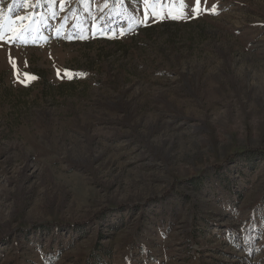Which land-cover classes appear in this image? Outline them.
I'll return each mask as SVG.
<instances>
[{
	"label": "rangeland",
	"instance_id": "374dc122",
	"mask_svg": "<svg viewBox=\"0 0 264 264\" xmlns=\"http://www.w3.org/2000/svg\"><path fill=\"white\" fill-rule=\"evenodd\" d=\"M0 264H264V0H0Z\"/></svg>",
	"mask_w": 264,
	"mask_h": 264
},
{
	"label": "snow or ice",
	"instance_id": "6c2138e0",
	"mask_svg": "<svg viewBox=\"0 0 264 264\" xmlns=\"http://www.w3.org/2000/svg\"><path fill=\"white\" fill-rule=\"evenodd\" d=\"M201 0H196V4L199 5ZM24 75H27L26 73Z\"/></svg>",
	"mask_w": 264,
	"mask_h": 264
},
{
	"label": "trees",
	"instance_id": "16d2710c",
	"mask_svg": "<svg viewBox=\"0 0 264 264\" xmlns=\"http://www.w3.org/2000/svg\"><path fill=\"white\" fill-rule=\"evenodd\" d=\"M252 158H253V156L249 157V158H248V161L252 160Z\"/></svg>",
	"mask_w": 264,
	"mask_h": 264
}]
</instances>
